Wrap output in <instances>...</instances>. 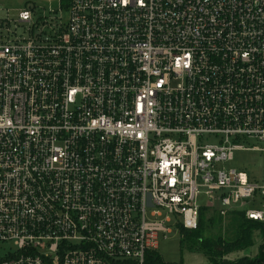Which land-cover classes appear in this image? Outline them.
<instances>
[{"label":"built area","instance_id":"2783aa9c","mask_svg":"<svg viewBox=\"0 0 264 264\" xmlns=\"http://www.w3.org/2000/svg\"><path fill=\"white\" fill-rule=\"evenodd\" d=\"M64 6L0 19V264H151L203 208L264 225V0Z\"/></svg>","mask_w":264,"mask_h":264},{"label":"rangeland","instance_id":"374dc122","mask_svg":"<svg viewBox=\"0 0 264 264\" xmlns=\"http://www.w3.org/2000/svg\"><path fill=\"white\" fill-rule=\"evenodd\" d=\"M64 2L60 0H0V19H8L16 21L20 12L29 10L34 7L33 19L60 18L62 22H66L69 18L68 11L64 6ZM262 158L254 152H237L234 155V161L228 167L231 169L246 172L255 170L261 174ZM259 209V207H252ZM167 214L163 215L166 218ZM181 218L170 216L167 226L170 232L161 234L157 242V253L164 264H209L208 258L202 250H197V246L193 247L194 239L190 238L183 232L178 224ZM232 216H217L215 212L210 210L204 220L200 233V241L211 240L215 250L219 249L220 243H226L236 238L235 230L237 224ZM194 233V232H193ZM196 233V234H197ZM264 238L256 237L255 245L241 252H234L226 255L224 258L228 260H236L241 258L254 259L259 257L260 247L264 244Z\"/></svg>","mask_w":264,"mask_h":264},{"label":"trees","instance_id":"16d2710c","mask_svg":"<svg viewBox=\"0 0 264 264\" xmlns=\"http://www.w3.org/2000/svg\"><path fill=\"white\" fill-rule=\"evenodd\" d=\"M64 3H67L68 0H62ZM210 209L203 208L200 211L198 228L194 231L183 230L186 235L194 239L193 247H196L197 250H202L205 256L209 260V264H264V244L260 247L259 257L254 259H249L247 257L228 260L224 257L228 254L234 252H241L248 248H251L255 245V238L261 237L264 238V225L255 222L253 220H248L242 212H230L228 215L232 216L233 219L238 222L237 228L235 230L236 238L232 241L226 243H220L219 249L215 250L211 240H206L204 242L200 241V233H197L199 228H202L205 217ZM217 214V216H222L218 211L212 210ZM194 232V233H193ZM197 233V234H196ZM199 234V235H198ZM264 243V240H263ZM151 264H164L158 254H154L153 261Z\"/></svg>","mask_w":264,"mask_h":264}]
</instances>
